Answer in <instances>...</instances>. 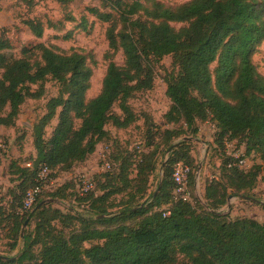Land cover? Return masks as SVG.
<instances>
[{
	"label": "trees",
	"instance_id": "16d2710c",
	"mask_svg": "<svg viewBox=\"0 0 264 264\" xmlns=\"http://www.w3.org/2000/svg\"><path fill=\"white\" fill-rule=\"evenodd\" d=\"M113 3L117 15L90 8L108 23L111 59L100 93L90 99L91 55L37 43L24 46L17 58L6 52L11 40L0 35V125L14 126L23 104L41 97L48 79L60 85L33 126L36 154L23 165L12 163L20 183L10 189L11 202L27 212L0 207V226L8 220L11 224L12 249L18 246L22 223L30 218L35 227L25 235L17 257L0 254V264H264V221L229 219L219 212L231 196L255 198L251 192L264 172V75L253 61L264 41V0H190L175 7L156 0ZM27 24L36 36H43L41 19ZM120 50L122 65L112 60ZM167 55H172L173 67L164 80L171 101L165 118L173 127L161 132L152 116L139 114L131 100L154 88L156 68ZM140 118L148 133L159 131L162 149L170 153L156 190L149 193L158 166L160 147L155 145L146 153L117 156V171L110 164L96 185L100 194L92 189L78 197L87 207L83 212H65L53 202L36 208L47 198L66 197L64 188L45 198L41 194L31 209L23 208L41 167L70 170L112 140L109 124L128 129ZM201 121L213 122L215 142L221 147L227 138L244 141L245 155L254 151L261 163L244 169L239 165L244 156L235 158L223 149L220 176L206 184L205 204L194 197L195 204L175 195L173 173L180 162L191 167L188 184L193 195L197 166L192 137L198 136ZM117 194H124L125 201L112 211L119 205L111 200Z\"/></svg>",
	"mask_w": 264,
	"mask_h": 264
},
{
	"label": "rangeland",
	"instance_id": "374dc122",
	"mask_svg": "<svg viewBox=\"0 0 264 264\" xmlns=\"http://www.w3.org/2000/svg\"><path fill=\"white\" fill-rule=\"evenodd\" d=\"M114 0H0V35L4 34L11 40L12 48L6 52L14 57L22 56V49L26 45L44 43L48 46L56 47L61 52L79 51L91 55V66L93 75L91 87L87 92V98L97 96L103 85V80L107 72L110 60L107 57L109 42L107 39L108 23L94 15L90 8H98L103 12L118 14L113 8ZM166 6H178L190 0H156ZM140 16L144 19L143 12ZM30 19H41L44 23V34L42 37L36 36L27 24ZM50 21L55 22L52 27ZM179 27L180 23H174ZM38 55V60H40ZM117 64H124L125 57L120 50L112 58ZM253 61L262 75H264V41L260 44L254 55ZM216 64H213V68ZM173 67L172 55L165 56L156 68V81L154 88L144 92H139L131 100V104L139 114H149L152 116L155 127L161 132L167 128H172L173 124L167 123L165 114L169 110L171 101L166 94L165 84L166 70ZM2 70H0V78ZM36 88V86H33ZM58 82L48 79L44 84V94L39 98H29L23 104L21 113L14 126L0 125V207H6V211L11 206L21 214H25L21 206L11 202L10 189L20 183L17 175L14 174L13 161H19L23 165L30 155H35L33 146L32 130L35 122L46 112L48 101L59 92ZM119 111L118 108H115ZM57 123L55 118L48 126V133H51L53 126ZM144 118H140L128 129L119 130L109 124L107 128L111 131L112 140L101 143L96 152L85 162L77 163L70 170L57 169L50 170L47 186H45L41 198H45L59 188H64L66 197L55 199L54 207H59L63 211H80L87 207L79 203L78 197L86 195L90 190L100 194L96 185L101 176L107 172L105 163L112 165V171H117L121 160L117 156L122 153L137 152L146 153L153 150L155 145L159 148L157 170L150 178V192L156 190L157 184L164 174L170 153L164 151L161 146L159 131L148 133ZM216 127L211 121H201L198 136L192 137V154L195 158V185L192 202L196 204L195 198L205 204V186L212 179L220 176V165L222 161L221 153L227 150L239 151L247 160V165L261 163V159L254 151L245 155L246 143L244 141L227 140L225 148L215 142ZM177 138L175 142L182 139ZM148 141H154L149 145ZM149 146V147H148ZM227 154V152L225 153ZM165 163V164H164ZM250 166H247L248 169ZM135 166L131 167V177H135ZM199 173V175H198ZM91 178L94 181L93 187L87 191L83 190V181ZM259 202L247 200L242 195L231 196L230 204H225L219 212L229 219L237 217H249L260 222L264 221V172L261 174L256 187L251 192ZM195 195V196H194ZM195 197V198H194ZM54 199V198H47ZM113 199V200H112ZM124 199V200H122ZM111 200L119 204L112 211L120 209L121 201H125L124 194L114 195ZM50 203V202H49ZM27 221V220H26ZM25 221V222H26ZM10 221H4L0 226V254L7 257H17L25 243V235L31 233L35 227V222L28 218L27 224L22 223L18 246L11 248L13 239L10 237Z\"/></svg>",
	"mask_w": 264,
	"mask_h": 264
},
{
	"label": "built area",
	"instance_id": "2783aa9c",
	"mask_svg": "<svg viewBox=\"0 0 264 264\" xmlns=\"http://www.w3.org/2000/svg\"><path fill=\"white\" fill-rule=\"evenodd\" d=\"M228 155L234 156L235 158H241V155L239 151L235 150H227L226 151ZM105 170H110L111 165L109 162L105 163ZM27 166H31L32 162H28L26 164ZM239 165L243 168H247V160L245 158L240 159ZM191 173V167L183 162H180L176 165L173 178L176 184L175 188V195L179 198H182L185 201H191L192 200V194L189 188V175ZM50 175V169L47 166L41 167V169L38 172L37 176V182L36 184L31 187L26 195L24 200V206L23 208L25 210L31 209L33 205L35 204L37 198L43 193V190L45 186H47L48 179ZM94 181L91 178H87L83 181V190L87 191L93 187ZM168 213H170L168 211Z\"/></svg>",
	"mask_w": 264,
	"mask_h": 264
},
{
	"label": "water",
	"instance_id": "95a60500",
	"mask_svg": "<svg viewBox=\"0 0 264 264\" xmlns=\"http://www.w3.org/2000/svg\"><path fill=\"white\" fill-rule=\"evenodd\" d=\"M191 138L190 137H185L184 138V140H190ZM165 164V163H164ZM198 175H199V173H198ZM230 198L231 197H229L228 198V205L230 204ZM244 198H249V199H251L252 201H255V202H259V203H262L261 201H259L258 199H255V198H250V197H247V196H244ZM53 201H55V199H46V200H43L36 208L38 209L39 207H41L42 205H44V204H47V203H49V202H53ZM27 222H28V220L25 222V224H27Z\"/></svg>",
	"mask_w": 264,
	"mask_h": 264
}]
</instances>
